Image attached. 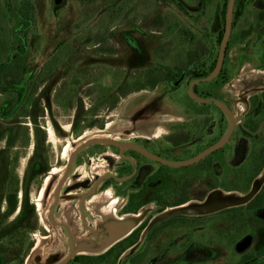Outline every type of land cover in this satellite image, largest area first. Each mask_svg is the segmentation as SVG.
Here are the masks:
<instances>
[{
    "label": "rangeland",
    "instance_id": "1",
    "mask_svg": "<svg viewBox=\"0 0 264 264\" xmlns=\"http://www.w3.org/2000/svg\"><path fill=\"white\" fill-rule=\"evenodd\" d=\"M2 2L0 12L4 13L7 0ZM178 2L189 9L187 14L169 0H67L58 13L52 0H35L34 24L28 36L29 68L25 73L32 77L26 82L22 106L11 117H0L1 127L16 128L11 149H7L6 141L0 142L2 264H31L36 254L70 252L68 237L51 229L49 210L70 156L86 141L158 136L172 131L177 122L191 119L195 114L189 107L209 116L210 123L199 135L204 144L197 148L217 140L228 127L226 122L220 130L223 116L215 106L197 104L187 97L192 77L176 90L170 84L159 85L154 90L145 89L120 98L115 109H108L116 93L134 88L142 74L157 67L191 71L197 59H202L200 63L206 62L207 70L216 61L221 46L218 36L224 28L223 0ZM244 4L246 11L234 27L222 79L197 89L228 104L234 115L242 119L241 123L249 125L253 118L264 117V33L257 23L264 0H244ZM260 26L264 28V21ZM183 31L194 35L195 42L185 38ZM4 32L3 23L0 48L5 45ZM6 100L0 93V107ZM80 106L87 113L81 121L97 119L103 126L75 134L72 124ZM41 110L37 122L45 133V141L36 146V128L25 115ZM202 125L197 122L198 127ZM236 134L238 137L233 136L224 151L211 157L210 186L213 191L242 197L252 190L257 179L264 178V166L257 161L256 142L244 138L240 131ZM105 148L92 145L75 160L61 193L57 219L70 213L78 220L77 210L70 208L72 202L65 195L85 193V182L108 173V163L101 155L108 152ZM15 196L16 212L9 214L6 200ZM104 200L109 203L103 205L109 206L117 198L110 199L108 193L97 194L88 201V207L92 210ZM200 203L203 202L189 204ZM261 209L264 187L250 208L235 214L180 219L173 233L154 231L146 241L142 239L138 248L123 256L112 252L106 260L96 261L105 254L101 246L85 248L83 257L87 260L83 264H241L246 256L264 264ZM94 218L101 220L99 216ZM82 242L97 243L92 235L85 236Z\"/></svg>",
    "mask_w": 264,
    "mask_h": 264
},
{
    "label": "flooded vegetation",
    "instance_id": "2",
    "mask_svg": "<svg viewBox=\"0 0 264 264\" xmlns=\"http://www.w3.org/2000/svg\"><path fill=\"white\" fill-rule=\"evenodd\" d=\"M169 1L176 4L180 10L183 8V10L189 11V9L178 2V0ZM246 7L247 6L244 4V12L240 18L244 16ZM258 16V26L264 33V28L260 26L264 21L263 9L260 10ZM227 54L228 48L226 58ZM226 58L218 77L209 83L222 79ZM217 61L218 57L207 70L204 69L207 67L206 62L200 63L198 61L196 65L198 64L201 67L199 68V72L204 70L208 73L207 77H209L215 70ZM196 65L191 71H188L186 68L178 67L171 69L169 67H157L159 70H162V72L166 71L168 75H166V80L159 85L170 84L171 87L176 90L182 86L185 80L192 77L187 85V97L197 104H211L215 106L223 116L219 121L220 130L222 129V124L228 123V127L221 132L220 137L211 144L206 145V147L197 148V145L204 144L202 137L199 135L205 129V125L210 123L209 116L202 115L203 110L195 111L189 107V110H192L195 115L192 116L191 119L189 118L188 120L177 122L172 126V131L162 133L158 136L153 134L150 136L146 134L130 135L127 140H117L112 137L105 138L115 140L121 144L120 146L97 144L105 146V149L108 150V152H104L101 155L106 158L104 161L108 163L107 166L110 170L108 173L98 175L96 178L94 177L92 181L85 182L84 185L88 187L85 193L81 195L67 193L65 196L68 197L69 202H72L70 208L74 211L77 210L79 215L76 213V216L79 218L76 220V217H71L69 213L60 220L55 217V214L62 201L61 193L72 174V167L75 160L80 156L81 152L87 150V148L79 152L75 156L66 178H64V174L62 181L57 187V189L60 187L57 196V189L55 190V201L49 210V223L51 229L58 230L68 237L70 252L65 254L58 251L47 256L36 254L33 256V259H31V264H83V260H87L86 257H83V250L85 248L95 249L94 247L96 246H101V250L105 251V254L100 258L109 256L112 252H117L119 256H123L127 251L138 248L142 239L144 238V241H146L154 231H159L161 234H164V232L170 234L179 227L180 219L204 217L186 215L175 216L158 222L148 230L151 223L160 215L172 209L189 205L191 202H204V200L207 199L206 197L213 192L210 186L213 171L211 157L224 151L229 145L232 137L237 135L236 132L240 131L244 138H250L256 142L257 153H259L257 161L264 166V117L259 116L253 118L250 124L246 125L245 122L241 123L242 119L234 115L228 104L211 97L210 94L200 93L197 86L208 83L203 82L207 77L201 80H197L194 77L193 73L196 71ZM212 67L213 69L211 70ZM188 72H190L191 75H188ZM173 74L180 76L172 78V76L174 77ZM159 85L157 87H159ZM191 93L201 99H209L211 102L207 104L200 103L191 96ZM214 100L226 104L236 119L235 128L229 142L223 148L205 157L198 163L180 165L189 162L199 154L211 148L227 134L230 128L229 118L222 109L214 103ZM187 107L188 105H185V109H187ZM198 121L204 125L198 127ZM198 130L199 133L197 134L196 131ZM127 136H129V134H127ZM100 159L101 158H98V160ZM260 180H264V178L257 179V181ZM263 187L264 184L253 201L258 198ZM104 193H108L110 199L117 198L116 202H114V204L111 203L109 206H104L103 204H108L109 202L105 200L99 201L91 210L88 207V201L94 199L97 194L103 195ZM99 213H102V215L100 216ZM259 213L260 217L264 218V209H261ZM98 216L101 220H96L94 218ZM138 216H140L139 219H137ZM135 219L138 222L135 223L134 226H127L128 223H132ZM127 230L129 231L128 233ZM78 235H83V238H78ZM89 235L94 237V241L97 242L95 243L96 245L94 243H92V245L90 243L89 245L82 242V240H85V236ZM36 248H38V245L34 247L33 251ZM100 258L94 260L100 261ZM2 262L3 260L0 255V264H2ZM21 264L24 263L21 262Z\"/></svg>",
    "mask_w": 264,
    "mask_h": 264
},
{
    "label": "trees",
    "instance_id": "3",
    "mask_svg": "<svg viewBox=\"0 0 264 264\" xmlns=\"http://www.w3.org/2000/svg\"><path fill=\"white\" fill-rule=\"evenodd\" d=\"M4 4V0H0V2ZM67 0H52L53 8L56 13L58 10L65 6ZM224 7L222 11L223 15V22L224 28L219 33L218 36V43L221 44L223 36H224V29H225V18L226 12L228 7L229 0H223ZM7 7L8 9L4 12H0V25L4 23V44L2 45L3 48H0V93L3 96L7 97V100L1 105L0 107V117L8 118L11 117L12 114L22 106L24 99L26 97L27 88L26 82L28 78L32 77V75H26L25 73L28 72V36L29 31L33 26L34 16L33 13L35 12V0H7ZM244 0H236L235 8H234V20L233 26H236V22L240 19L244 12ZM181 7V6H180ZM182 8V7H181ZM185 14L187 11L181 9ZM182 35L185 38H189L195 42V37L188 31H183ZM100 44V43H98ZM194 44V43H193ZM196 48V46H195ZM229 50V47H228ZM58 59V58H56ZM55 59V60H56ZM199 62L202 59H197ZM215 65V64H214ZM199 68H201L198 64L194 71V77L197 80H201L207 77L208 73L204 70L199 72ZM213 67L211 68V70ZM166 71L162 72L158 68L151 70L145 74H142L138 79L136 86L132 89H128L126 91H121L120 93H116V95L111 98L113 105L109 107V110L115 109L116 105L118 104V100L120 98H124L132 93L139 92L145 89L154 90L159 84L166 80ZM174 75V74H173ZM168 76V75H167ZM180 75H174L172 78H176ZM120 92V91H119ZM120 94V95H119ZM15 102H17L16 105ZM33 105H31L32 107ZM36 112V111H35ZM43 113V110L36 112L35 115H25L26 117L31 118V122L35 126V137H36V146H38L41 142L45 141V133L39 127L37 122V118L40 117ZM87 113L84 111V107L80 106L77 108V119L73 122L72 128L75 134L80 135L84 130L88 128H94L98 126H103L97 119L85 120L81 121L82 117H84ZM0 130V142L6 141L7 149H11L13 147V140L15 127L7 128L1 127ZM15 197H9L7 199V203H9V214H13L16 212V203ZM28 202L27 196L25 199V206ZM254 201L249 203L246 207H238L229 210L222 211L221 214L231 213L235 214L236 212L240 211L242 208H250ZM25 209L21 212L24 214ZM237 215H233L232 217L235 218ZM108 256L100 258V261H104L107 259ZM91 261V260H89ZM241 264H257L251 256H246L243 259Z\"/></svg>",
    "mask_w": 264,
    "mask_h": 264
},
{
    "label": "water",
    "instance_id": "4",
    "mask_svg": "<svg viewBox=\"0 0 264 264\" xmlns=\"http://www.w3.org/2000/svg\"><path fill=\"white\" fill-rule=\"evenodd\" d=\"M235 1L236 0H229L228 2V7H227V12H226V18H225V29H224V36L221 42L220 50H219V56H218V61H217V66L215 70L212 72V74L207 77L206 79L203 80L204 83H209L212 82L214 79L218 77L220 74L224 61L226 58V52L227 48L233 33V20H234V8H235ZM191 96L198 102L207 104L210 103L211 100L209 99H201L197 96H195L193 93H191ZM214 103L219 106L222 111L228 116L229 121H230V128L227 132V134L214 146L211 148L207 149L203 153L199 154L189 162L185 164H180V165H191L200 162L203 160L205 157L213 154L217 150L223 148L228 142L229 139L234 131L235 128V123L236 119L233 116V113L231 110L227 107L226 104L223 102L214 100ZM97 144H102V145H112V146H120L117 141L115 140H110V139H91L86 141L84 144H82L69 158L67 170L65 173V177L70 171L72 162L75 158V156L81 152L82 150L92 146V145H97ZM264 184V180L256 181L252 190L245 196L239 197L235 195H230V194H224L220 190H215L210 193V195L207 197V199L200 204H192V205H185L179 208L172 209L171 211H168L159 217H157L150 225L148 230L152 228L155 224H157L160 221H163L168 218H172L175 216H208V215H213L216 213H220L225 210L233 209V208H238V207H243L248 205L253 201L255 196L259 193V191L262 188V185ZM60 190V187L56 191V196L58 195V192ZM58 198V197H57ZM138 221L135 219L132 223H128L127 226H134L135 223ZM130 230V229H129ZM129 231L127 230V233ZM148 232V231H147ZM74 253V252H73Z\"/></svg>",
    "mask_w": 264,
    "mask_h": 264
}]
</instances>
